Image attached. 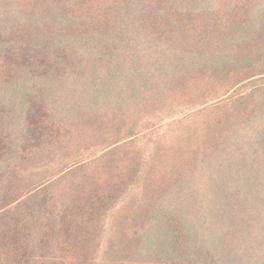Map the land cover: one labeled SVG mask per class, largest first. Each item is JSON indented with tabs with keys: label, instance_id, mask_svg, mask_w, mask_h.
I'll return each instance as SVG.
<instances>
[{
	"label": "trees",
	"instance_id": "trees-1",
	"mask_svg": "<svg viewBox=\"0 0 264 264\" xmlns=\"http://www.w3.org/2000/svg\"><path fill=\"white\" fill-rule=\"evenodd\" d=\"M191 71L260 89L226 98L236 120L178 178L128 200L141 168L117 180L116 146L44 171L95 109ZM0 264H264V0H0Z\"/></svg>",
	"mask_w": 264,
	"mask_h": 264
},
{
	"label": "rangeland",
	"instance_id": "rangeland-1",
	"mask_svg": "<svg viewBox=\"0 0 264 264\" xmlns=\"http://www.w3.org/2000/svg\"><path fill=\"white\" fill-rule=\"evenodd\" d=\"M204 75L192 71L187 73L185 75L188 80L187 85L184 83L178 89L170 86L155 103L147 104V101H140L134 104L135 107L120 110H114L118 108L114 107L110 111L101 112L100 108L95 109L91 116L93 121H85V126L82 127L83 130L88 127L87 131L78 132L79 134L74 136L76 139L72 141V145L76 147L67 151L69 156L58 157L56 162L46 165L44 171L52 173L66 165L74 168L116 146L119 148L112 158V162L115 163L108 162L107 169L116 176L117 180H121L128 170H133L138 165L141 168V177L138 180H130L133 192L126 196L128 200L134 195L138 199L137 197L143 195L146 188L154 184L162 186L170 177L178 178L187 170L186 166L193 156L191 150L201 152L204 148L207 133L211 129L214 131L215 121L220 117L236 120L237 113L230 118L235 108L226 103L228 102L226 98L228 99L237 88L239 94H252L260 89L245 86L240 90L239 86H236L221 96L228 89L230 82L224 79V81L219 80L220 84L216 81L212 83V80L208 81ZM253 99L250 102L246 101L247 109L253 105ZM97 118H105L104 123H99ZM226 132L227 130H223L222 135ZM91 136H94V143ZM89 138L90 143H93L91 147L89 145L92 143L88 145L84 143ZM105 143L115 145L100 151ZM165 162L166 166L163 164ZM112 164L115 166L113 167ZM165 170L166 174L163 175L162 172ZM168 173L171 174L167 176ZM105 240L101 242V248L96 251L98 258L102 257L101 250L106 245Z\"/></svg>",
	"mask_w": 264,
	"mask_h": 264
}]
</instances>
